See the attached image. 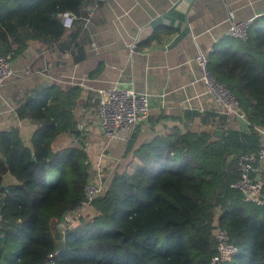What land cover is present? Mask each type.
<instances>
[{
  "label": "trees",
  "instance_id": "obj_1",
  "mask_svg": "<svg viewBox=\"0 0 264 264\" xmlns=\"http://www.w3.org/2000/svg\"><path fill=\"white\" fill-rule=\"evenodd\" d=\"M82 2L0 0V52L12 60L30 44L54 41L67 49L63 37L76 33L59 12H73L75 22ZM208 68L234 94L248 128L224 126L222 113L220 134L214 126L174 124L152 136L102 178L91 216L83 213L64 232L59 221L85 199L94 176L76 112L81 89L23 92L14 111L37 127L29 144L18 126L0 131V264H212L216 224L236 247L224 264H264V204L244 201L231 185L239 176L236 155L256 152L264 128V14L245 41L226 36L213 46ZM6 173L16 182L4 184Z\"/></svg>",
  "mask_w": 264,
  "mask_h": 264
},
{
  "label": "crops",
  "instance_id": "obj_2",
  "mask_svg": "<svg viewBox=\"0 0 264 264\" xmlns=\"http://www.w3.org/2000/svg\"><path fill=\"white\" fill-rule=\"evenodd\" d=\"M175 1L83 0L84 14L70 29L66 27L68 32L76 33L63 37L65 43L69 42L67 49H59L55 41L51 45L30 44L12 59L13 73L0 86V131L18 126L21 137L29 144L37 125L16 116V99L44 85L62 89L78 86L79 126L85 135L91 169L99 170L107 158L102 153L105 140L94 117L95 96L97 89L112 83L147 92L152 99L148 118L113 143L123 155L127 153L123 159L174 124L181 130L188 126L219 129V114L223 113L224 126H240L237 118L224 113L205 92L192 57L199 51L208 53L227 36L228 9L237 18L255 19L264 14V0H191L185 8L188 32L169 45L179 29L169 19L153 21ZM80 54L83 57L74 60ZM193 112L198 116L191 118ZM64 138L69 141L67 135ZM64 140L57 139L56 144ZM9 182L16 179L6 173L3 183Z\"/></svg>",
  "mask_w": 264,
  "mask_h": 264
},
{
  "label": "built area",
  "instance_id": "obj_3",
  "mask_svg": "<svg viewBox=\"0 0 264 264\" xmlns=\"http://www.w3.org/2000/svg\"><path fill=\"white\" fill-rule=\"evenodd\" d=\"M60 22L64 27H71L75 15L69 10L59 12ZM226 35L245 41L248 38V29L253 18H237L232 9L227 11ZM135 46L132 44V47ZM198 70V80L204 86L205 92L221 110L234 116L239 121L237 129H247L249 122L240 110L238 101L227 85L218 80L208 68V53L201 51L192 57ZM13 73L10 54L0 52V86H2ZM96 106L94 117L100 128L104 144L124 138V135L136 125L143 123L149 116L152 99L144 91H136L128 86L117 83L109 84L96 91ZM260 138L256 152H242L236 155V168L238 178L231 184L240 190L242 199L257 205L264 204L263 184L264 178V128H258ZM99 171V170H98ZM96 177V179H95ZM104 181L94 174L84 186L85 199L73 208L64 212L59 221V228L64 232L72 226L79 217L90 207L91 200L103 189ZM214 238L217 252L211 257L212 264H224L235 253L236 247L229 241L225 228L216 224ZM51 256V254H49Z\"/></svg>",
  "mask_w": 264,
  "mask_h": 264
},
{
  "label": "water",
  "instance_id": "obj_4",
  "mask_svg": "<svg viewBox=\"0 0 264 264\" xmlns=\"http://www.w3.org/2000/svg\"><path fill=\"white\" fill-rule=\"evenodd\" d=\"M191 0H176L168 10L159 18H156L153 22H158L162 19H169L171 25L179 29V33L172 39L169 45L173 44L184 36L188 32L187 17L185 14V8ZM216 133L220 134L221 130L216 129Z\"/></svg>",
  "mask_w": 264,
  "mask_h": 264
},
{
  "label": "rangeland",
  "instance_id": "obj_5",
  "mask_svg": "<svg viewBox=\"0 0 264 264\" xmlns=\"http://www.w3.org/2000/svg\"><path fill=\"white\" fill-rule=\"evenodd\" d=\"M115 141L118 140H114L112 142H109L107 145H103L102 144V150H103V154L105 155V157L107 158V162L103 163L102 165L99 166V171L97 169H93L92 172L93 174H97L100 176L101 181H104V179H102L104 176H107V172L109 173L110 171L114 170L117 167V164L120 162H122L123 159V153H121V149H117V147H113V143H116ZM94 162V161H93ZM105 183H106V179H105ZM104 184V183H103ZM104 187V186H103ZM91 206L85 211L86 212V216L89 217L92 214L91 211Z\"/></svg>",
  "mask_w": 264,
  "mask_h": 264
}]
</instances>
